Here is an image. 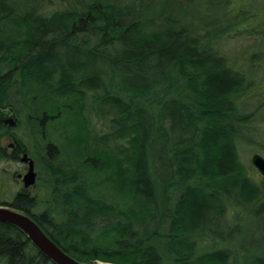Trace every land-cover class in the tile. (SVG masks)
<instances>
[{
	"label": "trees",
	"instance_id": "16d2710c",
	"mask_svg": "<svg viewBox=\"0 0 264 264\" xmlns=\"http://www.w3.org/2000/svg\"><path fill=\"white\" fill-rule=\"evenodd\" d=\"M41 1L0 0V112L24 125L47 195L0 205L84 264H245L223 243L243 216L264 226L238 155L263 118L264 31L242 66L221 40L264 27V11L207 0L222 11L207 25L190 10L204 0H67L48 14ZM0 264L53 263L0 223Z\"/></svg>",
	"mask_w": 264,
	"mask_h": 264
},
{
	"label": "rangeland",
	"instance_id": "374dc122",
	"mask_svg": "<svg viewBox=\"0 0 264 264\" xmlns=\"http://www.w3.org/2000/svg\"><path fill=\"white\" fill-rule=\"evenodd\" d=\"M18 1V0H16ZM41 1V0H40ZM243 5L246 7H250L255 12L252 13V19L258 18L257 11H264V0H242ZM190 10L193 11L198 18L199 21L203 24L210 25L215 19H220L222 11L220 9H216L214 5H211L204 0L201 3H195L190 5ZM67 8V0H42L41 8L39 11L45 14L52 13L59 9ZM216 9V11H215ZM261 18H264V13L261 14ZM259 22H251L245 23L241 28H239L238 32H233L232 36L227 39V36L221 40V51L227 56L234 54L232 59L236 63V66H242L247 61H245L244 55L245 48L247 45L252 46L256 42L257 34L264 31V27L262 24H258ZM245 27H247V31H245ZM200 29L199 31H201ZM252 30H254L252 32ZM203 32V31H202ZM201 32V33H202ZM260 36V35H259ZM248 66V64L246 65ZM264 82V81H263ZM258 100L264 101V83L258 91ZM251 108H256L258 101L256 98L252 100ZM260 109V114L262 113ZM1 117H10L11 112L9 110H3L0 112ZM262 119L258 120L253 124L254 129H251L252 134H254V139L251 144L242 143L238 146V155L239 160L242 163L247 176L251 178V180L261 187L262 190V201H264V177L252 166L251 159L254 155H258L264 159V113L262 114ZM7 119V118H6ZM16 137L26 145L27 150L30 153V156L35 161V172H36V182L33 186L28 187V189L23 188L22 178L18 179L17 175L20 174L23 176L27 172V166L21 164L20 162H12L5 163L3 161L0 162V202L9 203L14 194L19 192L22 188L26 191V193L30 197H38L39 199H45L47 195V185L44 183L45 172L43 166L39 162V160L35 157L34 153L30 146H32L31 139H28L25 132V127L23 124L19 125L15 128ZM8 141L5 139L2 140L1 146H7ZM42 206V204H41ZM229 223L233 222V218H228ZM262 217L260 218H252L250 216H243V221L240 223L238 229V233H234L232 236L227 237L225 242L223 243L224 247H228L230 251L233 252L234 256H237L240 260L249 263L252 259L259 256L264 250V226L262 224ZM235 229V228H233ZM225 230V236L227 234V229ZM208 245V244H207ZM245 263V264H246ZM95 264H109L96 262Z\"/></svg>",
	"mask_w": 264,
	"mask_h": 264
},
{
	"label": "water",
	"instance_id": "95a60500",
	"mask_svg": "<svg viewBox=\"0 0 264 264\" xmlns=\"http://www.w3.org/2000/svg\"><path fill=\"white\" fill-rule=\"evenodd\" d=\"M0 124H8L9 128L15 125L12 118L0 119ZM24 155L22 161H27ZM252 166L264 177V159L254 155L251 159ZM36 174L33 171V163L29 161L28 172L23 176V186L28 188L35 183ZM0 223L11 225L27 237L30 243L53 264H84L80 263L63 252L36 224L32 217L22 211L7 205H0Z\"/></svg>",
	"mask_w": 264,
	"mask_h": 264
},
{
	"label": "flooded vegetation",
	"instance_id": "af4514ba",
	"mask_svg": "<svg viewBox=\"0 0 264 264\" xmlns=\"http://www.w3.org/2000/svg\"><path fill=\"white\" fill-rule=\"evenodd\" d=\"M6 118H12L13 121L15 122V125L12 128H9L8 124H0L3 127L7 128L8 131H9V133L7 132V134L3 135L2 138L0 139V145L2 144V140L3 139L8 141L7 146H1V148L3 149V151H2V161L7 163V164L18 161L21 164H24V165L27 166V172H28V169H29V161H32V163H33V171L36 174V172H35L36 165H35L34 159L30 156V153H29V151H27V149H26V151H24L25 149L22 148L23 144L22 143L20 144V142L18 141L19 139L16 137V134H15L16 133L15 132V128H17L19 126L20 122L18 121V119L12 113H11L10 117H6ZM6 118L0 116V119L4 120ZM24 155L27 156V159H28L27 161H22ZM23 176H21L20 174L17 175L18 179L23 178ZM36 177H37V175H36ZM36 177H35V182H36ZM22 183H23V181H22ZM23 188L24 189H28V188H25L24 186H23Z\"/></svg>",
	"mask_w": 264,
	"mask_h": 264
}]
</instances>
